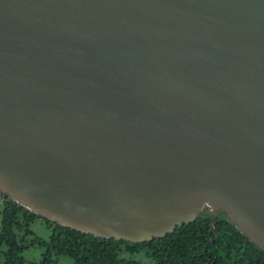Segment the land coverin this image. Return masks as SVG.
<instances>
[{
	"label": "water",
	"instance_id": "obj_1",
	"mask_svg": "<svg viewBox=\"0 0 264 264\" xmlns=\"http://www.w3.org/2000/svg\"><path fill=\"white\" fill-rule=\"evenodd\" d=\"M0 193L130 242L217 216L264 251V0H0Z\"/></svg>",
	"mask_w": 264,
	"mask_h": 264
},
{
	"label": "trees",
	"instance_id": "obj_2",
	"mask_svg": "<svg viewBox=\"0 0 264 264\" xmlns=\"http://www.w3.org/2000/svg\"><path fill=\"white\" fill-rule=\"evenodd\" d=\"M0 247L4 264H27L21 250L43 248L42 264L51 254H67L77 264H264V251L223 218L205 214L173 232L144 242H130L83 233L49 221L17 204L4 193ZM42 219L50 228L47 240L29 239L30 221Z\"/></svg>",
	"mask_w": 264,
	"mask_h": 264
},
{
	"label": "rangeland",
	"instance_id": "obj_3",
	"mask_svg": "<svg viewBox=\"0 0 264 264\" xmlns=\"http://www.w3.org/2000/svg\"><path fill=\"white\" fill-rule=\"evenodd\" d=\"M3 197L0 196V203H2ZM0 222H1V206H0ZM29 228L31 230V236L29 239L34 237H39L43 240H47L51 233V228L40 218H34L30 221ZM20 256L27 264H42L44 255V250L42 247L31 244L28 247H25L20 252ZM0 264H4V253L3 248L0 247ZM45 264H77L73 258L67 254H51L47 256Z\"/></svg>",
	"mask_w": 264,
	"mask_h": 264
}]
</instances>
